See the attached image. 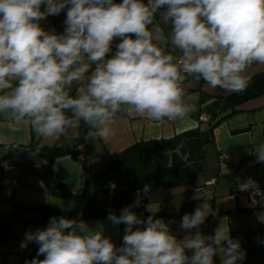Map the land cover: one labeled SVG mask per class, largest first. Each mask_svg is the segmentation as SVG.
<instances>
[{
	"label": "clouds",
	"instance_id": "obj_1",
	"mask_svg": "<svg viewBox=\"0 0 264 264\" xmlns=\"http://www.w3.org/2000/svg\"><path fill=\"white\" fill-rule=\"evenodd\" d=\"M65 9L63 33L42 27ZM157 15L170 26L167 35ZM254 63L264 65V0H0V121L9 133L26 125L59 140L83 122L86 139L96 142L114 136L125 113L182 132L195 126L182 86L188 76L239 94ZM0 144L7 151L9 136L0 134ZM252 145L246 151L264 163V143ZM209 215L216 213L207 201L185 214L180 228L188 234L178 239L132 206L109 212L114 225L126 226L120 247L100 227L53 216L46 228L26 232L20 247L39 246L26 264H215L216 256L238 264L246 253L226 217L213 235L201 232Z\"/></svg>",
	"mask_w": 264,
	"mask_h": 264
},
{
	"label": "crops",
	"instance_id": "obj_2",
	"mask_svg": "<svg viewBox=\"0 0 264 264\" xmlns=\"http://www.w3.org/2000/svg\"><path fill=\"white\" fill-rule=\"evenodd\" d=\"M156 18L159 22V15ZM160 27L166 35L170 32V26L161 24ZM117 43L119 39L114 40L112 45L116 47ZM259 73H264V69H260ZM202 81L203 86L205 81ZM182 86L187 94L186 102L195 105L196 108L192 113L194 127L176 132L174 125H159L134 113L122 114L114 126L115 135L108 139H98L96 142L87 140V131L78 150L89 170L92 173L105 170L111 156L121 153L136 143L168 140L183 132L204 126L198 121L199 117L206 116L204 112L202 113L203 99L193 96L195 89L190 81L185 80ZM207 88V94H211L210 99L227 94L220 93L219 89H212L209 86ZM72 94H75L74 91ZM211 100L206 101L205 104L210 103ZM239 109L242 110L241 113L227 118L213 131L214 142L205 147L202 172L189 188L197 195L198 198L195 200L207 201L216 213L215 217L211 216L208 223L206 219L204 226L200 228L201 232L205 235H213L221 218L226 217L231 237L240 241L241 249L246 253L245 258L238 264H264V223L258 220V213L264 212V163H257L256 156L249 155L246 151V149L253 150L252 144L264 143V97L249 101ZM79 126L68 129L59 140H53L40 137L26 125L19 132L9 133L4 122L0 121V134L9 136L7 151L5 145L0 144V181L4 177L17 183L9 195L7 189L0 183V225L6 226V237L3 240L0 237V256L5 263L10 255H17L22 260V254L33 243L29 242L26 248L20 247L25 240L26 232L47 227L52 217L46 216L37 207L71 213L74 219L78 218L84 203L82 195L89 174L81 164L70 157H61L48 162L22 148L34 145L72 149L78 137ZM221 156H225L226 159L221 160ZM5 167L10 170L3 171ZM211 180L216 181V186L213 199L208 201L201 198L195 189ZM111 183L115 184L114 189L110 187ZM56 184L65 186L71 197L63 199L53 195L52 191ZM90 188L91 191L123 190L124 185L116 174H109L95 179L91 182ZM255 191H260L261 196H255ZM163 192H158V197L154 198L155 205H148V201L152 198L149 199V193L146 194L142 207L138 205V208H141L139 217L147 219L148 216H153L154 219H160L178 239H183L188 233L181 230L180 222L159 214H173L190 200L183 198L173 202L168 195L163 198L164 202L156 205L157 200H161L162 196L168 193L165 190ZM83 221L90 228H102L104 236L109 237L119 247V224L114 225L107 217L97 221ZM214 261L215 264H221L219 256L214 257Z\"/></svg>",
	"mask_w": 264,
	"mask_h": 264
},
{
	"label": "trees",
	"instance_id": "obj_3",
	"mask_svg": "<svg viewBox=\"0 0 264 264\" xmlns=\"http://www.w3.org/2000/svg\"><path fill=\"white\" fill-rule=\"evenodd\" d=\"M112 51L114 52L115 48ZM261 97H264V74L250 78L249 86L243 93H231L224 97H214L207 104L203 100L201 102V105H204L202 113L204 112L208 118L207 123H201L204 126L201 125L195 130L183 132L168 140H151L136 143L121 153L111 156L107 168L98 173H92L89 170L78 150L89 130L83 122L80 123L78 137L72 149H65L60 146L39 147L41 151L38 156L48 162H53L61 157H70L73 161L81 164L83 169L89 174V180L85 184L82 195L84 203L76 219L97 221L107 217L109 212H114L118 216L121 209L128 206H132V211L139 217L141 208L134 204L138 191L144 189L147 194L159 188L171 189L193 185L197 176L202 172L206 153L205 147L214 142L213 131L216 127L227 118L241 113L242 110L238 108L239 106ZM35 148L36 146L29 145L22 149L33 152ZM109 174H116L119 177L124 185L123 190L91 191V182ZM52 193L63 199L71 197L67 188L61 184H56ZM145 196L143 203L145 202ZM196 205L197 201H186L179 211L173 214L159 215L165 218H174L181 223L182 217L185 214L193 213L197 207ZM37 208L49 217L64 216L74 219V215L71 213L48 207ZM210 220L211 215L207 218V223ZM5 227V225H0V237L2 240L6 237ZM125 227L124 224H119V247L123 244ZM38 247L33 242L30 248L22 254L20 264H26L27 261L35 258ZM39 259H44V256L41 255Z\"/></svg>",
	"mask_w": 264,
	"mask_h": 264
},
{
	"label": "rangeland",
	"instance_id": "obj_4",
	"mask_svg": "<svg viewBox=\"0 0 264 264\" xmlns=\"http://www.w3.org/2000/svg\"><path fill=\"white\" fill-rule=\"evenodd\" d=\"M115 2L121 3V0H115ZM145 2H147V0H145ZM65 19H66V9L64 11H62L58 16H48L44 21L41 22V25L46 30H55L56 33L60 34V33L64 32V29H65L64 20ZM158 24H159V26H161V24H163V22L159 21ZM260 69H264V65L254 63L253 65H251L246 70L245 74L250 78H252L255 75L264 74V73H261V74L259 73ZM186 80L190 81L191 85H194V89H195L194 95H193L194 97H196V98L199 97V98L203 99L204 101L210 100L209 96L211 94H207V92H206V91H208L207 90L208 89L207 83L205 82V85H203V86L201 85V82H203L202 78L197 79L195 76H190V77H187ZM195 82H197V83H195ZM203 84H204V82H203ZM218 91H220V93L224 94V92L222 90H218ZM229 94H231V93H227L224 95L227 96ZM242 106L243 105L239 106L238 108H241ZM198 180H199V178L197 179V181ZM189 187L190 186H187V187L179 186V187L171 188V189H155V190L149 192L148 197H149V199L150 198H152V199L148 201V205H155V202H154L155 199L154 198L158 197V195H157L158 192H163L164 190H165V192H168V193H165L166 195L162 196L161 200L160 199L157 200L156 205H159L162 202H164L165 199H163V198H165L168 195L171 196L169 198H172L171 200H173V202H178L179 199L185 198V199L190 200V201H197V205L202 204L204 201H202V200L200 201L198 199L195 200V198H198V197L196 194L191 192ZM163 194H164V192H163ZM203 226H204V224L201 225V228ZM13 258H16V259L13 260ZM0 259H1L0 264H4L5 262L3 260V257L0 256ZM20 261H21V258L19 256L10 255L9 257H7V262L5 264H18V263H20Z\"/></svg>",
	"mask_w": 264,
	"mask_h": 264
},
{
	"label": "built area",
	"instance_id": "obj_5",
	"mask_svg": "<svg viewBox=\"0 0 264 264\" xmlns=\"http://www.w3.org/2000/svg\"><path fill=\"white\" fill-rule=\"evenodd\" d=\"M114 48H115V46L112 45V50ZM176 54H178V52ZM198 121L200 123H207L208 118L206 116H201V117H199ZM220 159L225 160L226 157L221 156ZM8 170H10V168H8V167L3 168V171H5V172ZM0 183L3 187H5L7 189L8 195L10 194L11 189L17 186V183L15 181L8 180L4 177L1 178ZM215 186H216V181L211 180L210 182L206 183L204 186L197 188V189H200L201 191H197V189H195V192L198 195H200L201 198L208 200V201H211L214 197ZM145 194H146V191L144 189L141 191H138L136 193V198L134 200V204L142 205V203L144 201ZM254 194H255V196H261L260 191H255ZM143 219L146 220L145 218H143Z\"/></svg>",
	"mask_w": 264,
	"mask_h": 264
},
{
	"label": "water",
	"instance_id": "obj_6",
	"mask_svg": "<svg viewBox=\"0 0 264 264\" xmlns=\"http://www.w3.org/2000/svg\"><path fill=\"white\" fill-rule=\"evenodd\" d=\"M157 19V18H156Z\"/></svg>",
	"mask_w": 264,
	"mask_h": 264
}]
</instances>
